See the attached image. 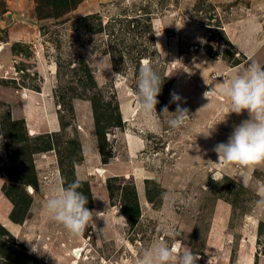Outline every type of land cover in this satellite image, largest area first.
<instances>
[{
  "label": "rangeland",
  "instance_id": "rangeland-1",
  "mask_svg": "<svg viewBox=\"0 0 264 264\" xmlns=\"http://www.w3.org/2000/svg\"><path fill=\"white\" fill-rule=\"evenodd\" d=\"M0 26V240L46 264H137L157 240L193 251L197 264H264V206L256 203L264 162L220 164L214 150L250 119L247 110L226 114L219 89L249 63L264 65V0H0ZM236 33L260 49L240 55ZM82 62L97 88L84 87ZM144 63L164 79L150 115L137 90ZM75 93L96 95L114 118L121 110L122 127L107 129V162L93 103ZM177 104L194 114L181 130L167 123L173 113L162 114ZM220 120L211 137L197 136ZM63 174L67 183L79 175L98 230L74 238L42 207L65 185ZM18 237L38 238L49 252H31Z\"/></svg>",
  "mask_w": 264,
  "mask_h": 264
},
{
  "label": "clouds",
  "instance_id": "clouds-1",
  "mask_svg": "<svg viewBox=\"0 0 264 264\" xmlns=\"http://www.w3.org/2000/svg\"><path fill=\"white\" fill-rule=\"evenodd\" d=\"M221 76L222 74L217 73V77ZM223 78L228 82L219 89V93L230 101L226 114L230 112L240 114L247 110L250 119H246L235 126L227 142H220L215 146L214 150L219 156L218 163L234 164L243 169L258 162H264V65L251 62L236 75ZM163 80L160 72L153 65L144 63L140 67L137 90L140 97L139 106L143 114L150 115L157 112V97L161 92ZM180 99L179 94H172L173 101ZM164 113L174 114L167 121L170 128L174 130L187 127L194 115L179 104H177L175 112H170L165 106L162 111V114ZM223 120L215 124H207L204 129L197 133V136L202 134L205 138L211 137L217 124ZM213 178L216 179L214 176ZM236 180L239 184L248 185L246 174L238 173ZM81 183L78 175L77 179L66 186L53 188L51 194L42 204L50 218L63 225L74 238L82 236L89 226L93 231L98 230L93 217L99 215L86 207L88 197L79 190ZM259 195L260 198L256 203L258 206H264V192ZM164 199H169L166 193ZM106 227L99 229L102 235H106L104 232ZM165 231L169 239H175L178 235L171 229H165ZM18 238L27 241L31 252L37 254L49 252L38 238ZM182 246V244L178 245V247ZM198 259L199 256L191 250L178 253L176 247H171L167 243L157 240L142 251L137 264H197Z\"/></svg>",
  "mask_w": 264,
  "mask_h": 264
},
{
  "label": "trees",
  "instance_id": "trees-1",
  "mask_svg": "<svg viewBox=\"0 0 264 264\" xmlns=\"http://www.w3.org/2000/svg\"><path fill=\"white\" fill-rule=\"evenodd\" d=\"M241 63L240 61H237V64ZM84 68H83V73L86 76L87 80V84L84 87H87V90H91L94 88H97V84L93 75L92 70L90 69V67L85 63L82 62L81 63ZM73 91V89H72ZM74 92V91H73ZM57 93H60L57 92ZM99 94V93H98ZM64 95H58V100L60 101L61 105L64 106ZM74 96H78V97H87L89 98L92 103H93V108H94V114H95V125H96V129L99 135V144H100V150L102 153V158L103 161L107 162V146H108V141H107V129L109 127L112 126H120L122 127L123 125V117L121 114V110L118 106V115L116 118L113 117V115H111L107 108L98 104V99L96 95H91V96H87L86 93H75ZM101 109V110H100ZM71 110V107H70ZM61 123L62 126H68L66 124H68L67 122L64 121L63 117H61ZM49 135H47V137H52V133H48ZM46 142V148H44V150L50 149L48 147L52 146L53 142H50V145L48 146L47 141H44V143ZM38 150H40L41 148H37ZM63 180H64V186H66L68 183L66 177L64 176V174L62 175ZM27 183H31V184H35L36 182L33 180H26ZM20 183L26 184V182L22 181ZM36 185V184H35ZM136 192V191H135ZM135 199H136V208L137 212L136 214L139 213V202H138V197H137V192L135 193ZM26 214L27 212H23L22 213V219L24 217V219L26 218ZM135 215V213H134ZM12 218L16 221V216L14 214H12ZM131 220V218H130ZM19 221V220H18ZM137 220H133V224L136 223ZM8 233V232H7ZM20 245L18 244H11L5 240H0V264H46L44 261L40 260L37 256L35 255H31L28 253H24L23 250L21 248H19Z\"/></svg>",
  "mask_w": 264,
  "mask_h": 264
},
{
  "label": "crops",
  "instance_id": "crops-1",
  "mask_svg": "<svg viewBox=\"0 0 264 264\" xmlns=\"http://www.w3.org/2000/svg\"><path fill=\"white\" fill-rule=\"evenodd\" d=\"M249 22V21H248ZM246 25H250V23H242L241 24V27L240 28H243L244 26L246 27ZM237 35L235 36V37H237V45H238V47H239V49H240V55L241 54H244L247 58H249L252 54H255L257 51H255V53H254V51H252V49H254V47L253 46H255V48L257 47L256 45L258 44V40H257V44L255 45V40H248V39H246L245 38V40L244 41H241V39H242V36H240L238 33H236ZM241 41V42H240ZM245 43V45H243L242 43ZM234 43V42H233ZM245 46L247 47H249V48H252V49H249L248 47H247V49L248 50H246V49H244L245 48ZM246 58V59H247ZM245 59V60H246ZM60 126H61V124H60V121H59V123H55V125L52 127V130H51V132L50 133H53V132H56V131H59V128H60Z\"/></svg>",
  "mask_w": 264,
  "mask_h": 264
},
{
  "label": "bare ground",
  "instance_id": "bare-ground-1",
  "mask_svg": "<svg viewBox=\"0 0 264 264\" xmlns=\"http://www.w3.org/2000/svg\"><path fill=\"white\" fill-rule=\"evenodd\" d=\"M127 111H128V110H127ZM133 112H134V111H133ZM134 113H135V112H134ZM177 246H178V244H177ZM75 251H76V252H75L76 256H79V255L81 254L82 248H77Z\"/></svg>",
  "mask_w": 264,
  "mask_h": 264
},
{
  "label": "water",
  "instance_id": "water-1",
  "mask_svg": "<svg viewBox=\"0 0 264 264\" xmlns=\"http://www.w3.org/2000/svg\"><path fill=\"white\" fill-rule=\"evenodd\" d=\"M1 27V26H0Z\"/></svg>",
  "mask_w": 264,
  "mask_h": 264
}]
</instances>
